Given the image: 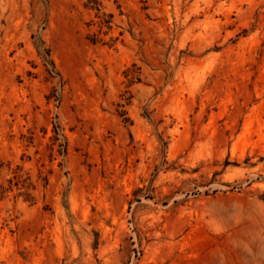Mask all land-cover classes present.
<instances>
[{
  "label": "rangeland",
  "instance_id": "obj_1",
  "mask_svg": "<svg viewBox=\"0 0 264 264\" xmlns=\"http://www.w3.org/2000/svg\"><path fill=\"white\" fill-rule=\"evenodd\" d=\"M0 264H264V0H0Z\"/></svg>",
  "mask_w": 264,
  "mask_h": 264
}]
</instances>
